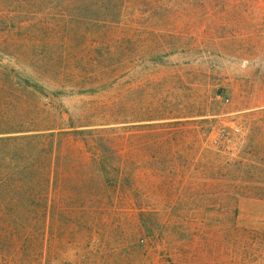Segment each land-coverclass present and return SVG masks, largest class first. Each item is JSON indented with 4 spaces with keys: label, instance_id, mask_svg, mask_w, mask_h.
Returning <instances> with one entry per match:
<instances>
[{
    "label": "rangeland",
    "instance_id": "374dc122",
    "mask_svg": "<svg viewBox=\"0 0 264 264\" xmlns=\"http://www.w3.org/2000/svg\"><path fill=\"white\" fill-rule=\"evenodd\" d=\"M0 89L12 120L120 131L127 165L106 186L72 139L64 211L0 220V264H264V0H0Z\"/></svg>",
    "mask_w": 264,
    "mask_h": 264
},
{
    "label": "trees",
    "instance_id": "16d2710c",
    "mask_svg": "<svg viewBox=\"0 0 264 264\" xmlns=\"http://www.w3.org/2000/svg\"><path fill=\"white\" fill-rule=\"evenodd\" d=\"M10 77V75H9ZM0 91H2L0 89ZM3 92V91H2ZM1 93V92H0ZM6 91L3 93L5 94ZM15 112L8 104H0V220L7 222L5 224L12 232L27 222L45 221L51 214H61L64 210L60 206L59 197V175L63 167L64 149L70 141L75 138L82 139L85 147L90 150L95 164L105 166L104 172H118L111 182L125 181L123 174L126 170L124 161V149H115L119 146L118 138L121 136L120 131H107V136L102 140L103 130H88L84 132L76 130V127L64 126L57 123L56 126L44 125L41 127L30 126V122L24 119L12 120ZM64 120L62 117L55 121ZM159 125V126H157ZM173 128L179 124H155L148 125L149 128L157 129L164 127ZM91 127V126H85ZM82 128V127H81ZM146 128V127H140ZM139 129V128H138ZM174 141L171 136L168 137ZM156 147L160 142L153 140ZM169 141V140H168ZM154 144H150L149 149L152 152ZM159 149V148H158ZM109 156V157H108ZM107 158L106 163L105 158ZM111 157V158H110ZM150 157H152L150 155ZM147 170L153 169L152 164L146 165ZM143 169V168H142ZM130 173V171H129ZM146 177L141 174L144 183V191L150 195H157V192L163 193L164 196L169 192L182 193L178 198L186 199L188 182L184 180H167L162 179V185L158 186L156 181H151L150 177L155 179L154 172L148 173ZM136 182L137 180L132 179ZM196 187L192 186L194 190ZM190 189V190H191ZM204 189V188H202ZM199 192L197 200H203L206 195L203 191ZM43 219V220H42ZM43 221V223H44ZM20 251L12 250V264L23 262ZM1 253L4 254L2 251ZM10 255L8 254V257ZM50 257V256H49ZM43 254L34 260L32 264H43L41 259ZM50 260L45 259V264Z\"/></svg>",
    "mask_w": 264,
    "mask_h": 264
}]
</instances>
